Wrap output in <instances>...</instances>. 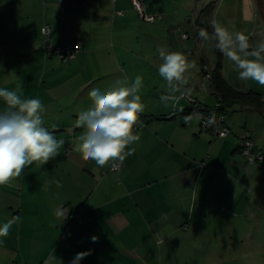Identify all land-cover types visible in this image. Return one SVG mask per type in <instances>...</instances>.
Returning a JSON list of instances; mask_svg holds the SVG:
<instances>
[{"label": "crops", "instance_id": "0c3cea01", "mask_svg": "<svg viewBox=\"0 0 264 264\" xmlns=\"http://www.w3.org/2000/svg\"><path fill=\"white\" fill-rule=\"evenodd\" d=\"M145 5L162 14L159 25L140 29L129 0H75L64 12L58 0H0V87L21 83L24 98L42 101L44 126L65 141L47 164L0 185V223L20 217L0 243V264H44L51 253L71 264L81 252L90 254L80 264H264V163L248 164L238 149L249 132L264 153V107L238 104L223 112L230 133L218 139L199 120L185 122L187 99L165 106L156 48L170 49L169 27L187 16L174 11L165 20L171 12L165 0ZM44 25L54 48H82L75 60L64 64L45 50ZM180 51L196 64L188 73L190 97L215 106L218 96L206 79L211 70L194 52ZM136 76L145 110L134 154L119 161L117 173L109 171L115 161L103 168L83 161L76 120L92 103L88 92ZM223 79L240 93L259 94L264 104L256 85ZM58 208L64 215H56Z\"/></svg>", "mask_w": 264, "mask_h": 264}, {"label": "clouds", "instance_id": "9594fccd", "mask_svg": "<svg viewBox=\"0 0 264 264\" xmlns=\"http://www.w3.org/2000/svg\"><path fill=\"white\" fill-rule=\"evenodd\" d=\"M211 27V35L202 28L199 37L216 42V48L235 65L239 79L251 80L264 87V40L252 43L248 35L230 32L216 20L211 22ZM156 52L161 61L158 73L166 82L168 93L160 96L161 102L167 106L174 98L190 97L193 88L189 86L188 73L196 67L195 61L166 45H158ZM141 89L142 77L136 76L131 82L124 77L116 80L109 89L93 87L88 92L92 103L78 113L76 120V126L83 129L76 144L83 161H93L103 168L114 161L123 162L134 154L135 148L130 146L141 139L135 128L145 110ZM23 91L21 83L11 90L0 87V101L4 105L0 109V185L10 184L33 164H47L59 155L65 143L44 126L43 113L46 109L42 101L39 98H24L21 95ZM190 119L185 117V122ZM52 127L55 128L54 125ZM56 215H64L63 210L58 208ZM19 220V216H12L0 223V243ZM96 239L92 237L93 241ZM89 254L78 253L71 264H80ZM53 260L62 264L53 253L44 264Z\"/></svg>", "mask_w": 264, "mask_h": 264}, {"label": "rangeland", "instance_id": "374dc122", "mask_svg": "<svg viewBox=\"0 0 264 264\" xmlns=\"http://www.w3.org/2000/svg\"><path fill=\"white\" fill-rule=\"evenodd\" d=\"M167 9L171 12H166L165 20L170 14L175 11L180 17L187 16L180 24H175L169 27L170 31V49L180 51L185 48L186 52L193 53L194 57L201 58L203 64L213 72L218 64V55L216 42L212 39L208 41L202 40L198 33L200 29H205L211 35L213 29L211 22L216 20L230 32H242L249 36L250 42L256 43L264 40V0H165ZM130 6H133L129 0ZM146 4V2H145ZM145 9L148 12L147 6ZM134 10V9H133ZM152 14V13H150ZM177 14V15H178ZM157 17L155 23H147L140 19V29L145 28L146 23L159 25L164 19L162 14H154ZM139 17V16H138ZM140 18V17H139ZM161 22H158L160 21ZM162 30H156L155 33L162 36ZM167 31V30H166ZM168 32V31H167ZM167 34V33H165ZM182 34H186L189 38L188 42H184ZM166 36V35H165ZM138 43H142L139 47L145 49V54L149 55L150 48L146 45L147 41L143 38H138ZM136 41H133V48L139 49ZM181 52V51H180ZM147 58H143L145 60ZM221 75L225 79H229L232 85L239 86L248 82L250 85L259 89V92L264 94V87H261L254 81H244L239 79L238 71L232 61L228 60L221 53ZM238 84V85H237ZM208 107V106H207ZM213 107V106H210ZM209 107V108H210Z\"/></svg>", "mask_w": 264, "mask_h": 264}, {"label": "built area", "instance_id": "2783aa9c", "mask_svg": "<svg viewBox=\"0 0 264 264\" xmlns=\"http://www.w3.org/2000/svg\"><path fill=\"white\" fill-rule=\"evenodd\" d=\"M75 0H58V5L61 12H64L70 4ZM134 11L140 17V19L147 23H155L157 21V17L153 14H148L145 9L146 0H130ZM116 15L121 16L122 13H116ZM42 37L45 43V50L51 54L56 56L58 59L62 61V63H68L77 57L79 53H81V47L76 44H70L65 47L54 48L51 44V30L47 25H44L42 30ZM183 40H187V35H182ZM206 79L211 81V75L207 74ZM187 101L192 105L188 113V117L191 119L199 120L200 127L207 131L212 137L218 139H225L230 130L227 126L225 117L218 111L221 106V99H218V102L213 107H207L204 104L198 103L195 99L191 97H185ZM238 149L241 155L246 159L248 164H262L264 163V153L256 148V143L249 132H245L239 138L238 141ZM67 151H70V148H67ZM121 169V164L119 161H115L111 167L110 172H117ZM75 218L72 216L69 220Z\"/></svg>", "mask_w": 264, "mask_h": 264}, {"label": "trees", "instance_id": "16d2710c", "mask_svg": "<svg viewBox=\"0 0 264 264\" xmlns=\"http://www.w3.org/2000/svg\"><path fill=\"white\" fill-rule=\"evenodd\" d=\"M218 64L215 70L212 72L211 81L215 88L218 99H221L220 109L218 110L221 114L226 112L229 108L234 105H251L257 107H264L262 104V97L254 92L240 93L234 90L229 84L223 79L221 75V52L217 49ZM262 104V105H261ZM190 110L186 112L188 115ZM110 170V169H109ZM118 172V171H117ZM113 172V173H117Z\"/></svg>", "mask_w": 264, "mask_h": 264}]
</instances>
